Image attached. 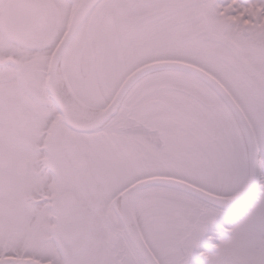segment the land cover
Segmentation results:
<instances>
[{"label": "snow or ice", "instance_id": "obj_1", "mask_svg": "<svg viewBox=\"0 0 264 264\" xmlns=\"http://www.w3.org/2000/svg\"><path fill=\"white\" fill-rule=\"evenodd\" d=\"M0 264H264V0H0Z\"/></svg>", "mask_w": 264, "mask_h": 264}]
</instances>
